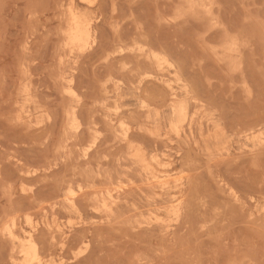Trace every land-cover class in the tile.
Segmentation results:
<instances>
[{
    "label": "rangeland",
    "instance_id": "374dc122",
    "mask_svg": "<svg viewBox=\"0 0 264 264\" xmlns=\"http://www.w3.org/2000/svg\"><path fill=\"white\" fill-rule=\"evenodd\" d=\"M0 264H264V0H0Z\"/></svg>",
    "mask_w": 264,
    "mask_h": 264
},
{
    "label": "bare ground",
    "instance_id": "6f19581e",
    "mask_svg": "<svg viewBox=\"0 0 264 264\" xmlns=\"http://www.w3.org/2000/svg\"><path fill=\"white\" fill-rule=\"evenodd\" d=\"M75 28H76L75 34H76V37H78L80 35V31H79L80 30V24L79 25L77 24ZM81 38H82V36H81Z\"/></svg>",
    "mask_w": 264,
    "mask_h": 264
}]
</instances>
